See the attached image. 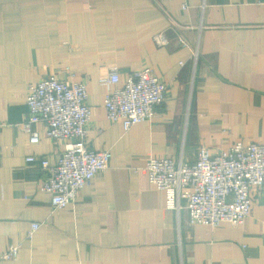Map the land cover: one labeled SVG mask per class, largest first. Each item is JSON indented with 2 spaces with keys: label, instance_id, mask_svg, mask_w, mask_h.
I'll use <instances>...</instances> for the list:
<instances>
[{
  "label": "crops",
  "instance_id": "0c3cea01",
  "mask_svg": "<svg viewBox=\"0 0 264 264\" xmlns=\"http://www.w3.org/2000/svg\"><path fill=\"white\" fill-rule=\"evenodd\" d=\"M145 65L168 84L157 115L111 122L100 76L118 69L123 84ZM46 75L91 77L87 142L112 151L64 208L27 161L65 148L45 123L31 126L38 142L23 128L29 84ZM237 141H264V0H0V254L20 249L1 264H264V188L243 224L214 228L191 223L184 201L168 208L149 178L150 156L196 162L202 145Z\"/></svg>",
  "mask_w": 264,
  "mask_h": 264
},
{
  "label": "built area",
  "instance_id": "2783aa9c",
  "mask_svg": "<svg viewBox=\"0 0 264 264\" xmlns=\"http://www.w3.org/2000/svg\"><path fill=\"white\" fill-rule=\"evenodd\" d=\"M183 6L189 7L187 3ZM153 38L159 46L169 42L164 32ZM180 40L188 44L184 38ZM128 76L123 84L118 69L100 76L101 83L108 87L104 98L107 116L126 128L155 117L168 89L167 82L149 65ZM90 81L87 75L77 80L46 75L28 87L29 116L23 128L30 133L31 141L40 140L39 132L31 126L41 122L45 123L48 136L65 146L55 163L47 156L27 157L28 162H38L48 171L41 188L52 197L54 208L76 202L80 192L110 165L112 151L94 148L87 142L94 115L89 102ZM147 161L149 178L164 190L167 207L179 210L184 201L190 222L195 224L205 223L214 228L223 221L234 226L243 224L252 213L254 189L264 188V141H237L213 151L202 145L196 162L177 161L171 156H150ZM40 225L41 222H31L28 238L34 236ZM19 251V244L10 245L0 254V264L16 258Z\"/></svg>",
  "mask_w": 264,
  "mask_h": 264
}]
</instances>
